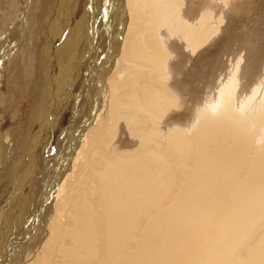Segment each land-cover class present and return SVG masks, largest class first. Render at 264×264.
<instances>
[{
  "label": "bare ground",
  "instance_id": "6f19581e",
  "mask_svg": "<svg viewBox=\"0 0 264 264\" xmlns=\"http://www.w3.org/2000/svg\"><path fill=\"white\" fill-rule=\"evenodd\" d=\"M87 1L100 28L71 46L86 66L64 91L71 125L43 149L39 197L0 264H264V0ZM41 2L7 0L0 47L33 41Z\"/></svg>",
  "mask_w": 264,
  "mask_h": 264
},
{
  "label": "rangeland",
  "instance_id": "374dc122",
  "mask_svg": "<svg viewBox=\"0 0 264 264\" xmlns=\"http://www.w3.org/2000/svg\"><path fill=\"white\" fill-rule=\"evenodd\" d=\"M27 1H30V0H27ZM6 5H7V0H2L0 2V20H1L0 21V27L3 26V23H4L5 16L3 15V13H4V10L6 9ZM87 8H89L87 0H76L73 2H72V0H71V2H70V0H68V1L67 0H42L41 6H39V11H38L36 17L33 18L34 21L31 18L32 19V21H31L32 25L30 24L28 27V29L30 28L31 30H34L33 41H31V40L29 41L26 39L24 40L23 38H21V35H20V37L17 40H15V42H14V43H17L16 41H18V46L21 45L20 50L16 49L15 47H17V46H13L11 44L12 42L8 43L9 39L7 42L4 41V44H7V45L4 46L2 44V47L3 46L4 47L3 48L0 47V52H1L0 53V62H1L0 63V88H1L0 89V134H2V140H1V145H0V152H1L0 154L2 156V161H3V164H2L3 166L0 168V216H1L0 217V227L2 228V229L0 228V247L1 246L5 247V245H7L8 238L13 239V238H11V233H12L11 224L19 223L18 227L20 230V227L24 224V222L22 220L27 215L26 212H28L30 210L33 203L36 202L35 200L39 197L37 191L40 188V186H39L40 185L39 183H41L40 176L45 174V171L48 169V165L51 161L50 160L49 162H47V165L45 163L46 167L44 168V171H41V172L38 171L39 173L36 176L35 173H37V170L39 168L37 167L36 170H34V169L36 168L37 165L42 164L41 163V162H43L42 156L47 153V151L43 150V149L47 148V150H48V148L50 149V147L53 148L55 141H57V139H59L58 137H59V135H61L62 131L65 128H67L69 125H71V121H72V117H73V113H74V109H75V105H74L75 104V101H74L75 96L73 95L74 98H71L70 100L68 99L69 101L67 99H66L67 101H65V98H63V96H64V91H65L66 86H69L70 82H71V79L69 81V78L72 74H70V76H69V73L76 72V69L79 68L78 66H81V68H80L81 72H82L81 78L83 79L85 77L84 71L86 70V66H82L80 64V63L83 64L82 60L84 58L79 57V56H78V58H75V56L72 57L71 55H74V54H71V53H73L72 49L74 48V45H76L75 43L80 42L82 37H84V36H82L83 34H81V31H83L87 27V26L85 28L82 27L84 24H86L85 22H87V21H88V23L90 22L89 24H86L89 26V27H87L88 30L93 28L92 27L93 21L91 22L92 16H90V14H87V12H86ZM2 11H3V13H2ZM85 18L86 19L88 18V19L86 20ZM84 19H85V21H84ZM248 19H250V18H248ZM41 21H42V23H41ZM65 23H66V25H65ZM96 27H97V24H96ZM96 27H94L96 31L89 30V32H90V33L88 32L89 35L87 34V38L86 39L83 38L82 39L83 41H81V42L85 43V42H87V40L89 38V41L91 43V45H89V47L92 46L94 40L96 42V36L94 37V35L96 34L95 32H97L99 30L100 24L98 25L97 28ZM81 28H83V30H81ZM78 31H80V33ZM92 32L95 34L93 35ZM91 33H92V35H91ZM18 34H19V32H17L16 37L18 36ZM75 34L77 37L75 36ZM79 35L81 37L80 40H78ZM62 37H63V39H62ZM20 39H23L24 41L21 42ZM75 39H77V40H75ZM62 40H63V42H62ZM91 40L93 42H91ZM0 42H1V39H0ZM23 45L29 46L34 50L36 49L35 53H33L32 56L28 55V52L23 50L24 49V48H22ZM72 45H73V48L71 49ZM76 46H78V45H76ZM90 50L91 49H89V52H90ZM2 51H4V52H2ZM77 52H78V50H77ZM3 53H4V56H3ZM43 53H44V55L42 56ZM1 56H2V58L3 57L4 58L2 59ZM8 56L10 57L9 58L10 61L8 60ZM15 56H17L19 58H21L20 56H22V58L19 61L18 60L19 58L15 57ZM54 56H55V58H54ZM224 57L222 59H224V61H226V58H224ZM25 58L29 59L30 65H31V63L34 64L33 65L34 71H31L33 74L32 78L30 79L31 83L28 82L30 85L28 90H30V91H28L29 94H27V97L25 98L26 100L22 98L21 94L23 92L20 93L19 91H20V88L23 87L24 85H25L24 86L25 88H23V90H26L27 80L31 76L30 77L28 76L29 78L25 77L26 79L23 78V75H25V73H26L25 69H24L25 73L24 72L21 74L15 73V72L21 71L22 67L27 64V61H26L27 59H25ZM70 58H72L73 60ZM70 60H71V62H70ZM17 61L20 62L21 64L17 63ZM67 61H69L68 64H67ZM58 63H60V64H58ZM9 64H10V66H9ZM12 64H13V66H12ZM60 66H67L71 70H66L65 67L63 68ZM59 67L62 68V70ZM11 69H13L12 73H11V71H12ZM59 69H60V71H59ZM68 71H70V72H68ZM71 71H74V72H71ZM9 73L13 74V75H10ZM64 74L66 76L63 77ZM49 75H50V77H49ZM9 76L10 77L12 76V78L16 77L17 80L15 79L16 81L13 82L14 84L8 83V82H10V79H12ZM61 76H62V79H61ZM56 77H58L59 79ZM20 80H21L20 83L24 84L23 86H20V84H17V83H19ZM61 80L62 81L64 80V81L62 82ZM82 82L83 81H81V83ZM38 83L39 84L41 83V85L39 86ZM44 85H46V86H44ZM60 85H61V88H59ZM36 86L40 87V90H42V91L46 90L48 92V97L43 102L41 100H38V103H36V101L34 102V100H35V98H34L35 97V95H34L35 89L37 88ZM33 87H35V88H33ZM41 87H44V88H41ZM80 89H81V85H78V83H77V86H75L73 89L74 90L73 94H78L80 92ZM11 90H12V92H11ZM36 91L38 93V89ZM8 93H9V95L14 94V96H15L14 100L15 99L16 100H15V102H12V103H10L11 102L10 100H5L6 103L4 105L1 102V100H2L1 96H4L3 94H6L5 97L7 96L6 98L8 99ZM41 94H43V93L41 92L40 95ZM68 98H70V97H68ZM61 101H63V102H61ZM66 103H67V105H66ZM12 105H15L14 107L16 108L15 109L16 111L14 109L13 110L11 109L13 107ZM18 105L20 106V108ZM5 106H7V108ZM8 106H10L9 108L11 110L8 108ZM51 106L53 108H51ZM30 107H31V109H30ZM30 110L31 111L34 110V111L30 112ZM17 111H19L18 114H17ZM77 112H78V114L82 113L83 112L82 107H79L77 109ZM14 115L15 116L17 115V118H15ZM36 116H38V117H36ZM31 117L34 119H30ZM58 117H59V120H58ZM54 118H56V120ZM29 120H30V122H29ZM31 121H33V122L31 123ZM55 121L57 122V125H58L56 127V129H54V127L56 125ZM19 122H21V123H19ZM25 124H27L28 126ZM48 124H51V125L48 126ZM31 125H33V126H31ZM18 126H20L21 128H19ZM51 126H53V127L50 128ZM14 127L17 129H15ZM48 128H50V129L48 130ZM18 130H19V132H18ZM39 131H40V134H39ZM51 132H53V136L52 137L49 136L50 138H48V135ZM38 134L40 135L39 137L37 136ZM74 135H75V131L72 127V129L70 130V136L72 137ZM3 136H5L4 139H3ZM18 136H19V138H18ZM7 139H9V142ZM3 141L5 143H3ZM21 141H22V143H21ZM30 148H33L34 150L30 149ZM31 157H32V159H31ZM23 162H24V165H23ZM25 162H26V164H25ZM25 166H27V167L25 168ZM32 166H33V168H31ZM29 167H30V169H29ZM28 171H30V172L27 174ZM4 172L5 173L8 172V173L5 174ZM3 173H4V175H3ZM31 174L33 176H31ZM35 179H37V180H35ZM31 181H33L34 183ZM35 181H36V183H35ZM30 183L32 185H30ZM12 195H13V198H11ZM33 195H34V197H33ZM30 198L32 200L34 199V201H31ZM9 200L10 201L13 200V202H11V204H10V202H8ZM28 200H29V202H28V204H26ZM14 201H15L16 205H14ZM7 202H8V204H7ZM31 202H32V204H31ZM10 206H11V208H10ZM18 206L22 209H20ZM25 208H26V211L24 210ZM28 208H29V210H28ZM1 211H4V213H5V211H7V212L4 214ZM20 211L26 213V214L23 213L25 216ZM11 213L12 214L14 213V215L11 216L12 215ZM22 215H23V218L21 217ZM15 218L17 220L19 218H22V219H19L20 221L19 220L17 221ZM11 220H12V223H11ZM4 221H5V223H4ZM16 224H13V226ZM4 234H5V237H3ZM0 262H1V260H0Z\"/></svg>",
  "mask_w": 264,
  "mask_h": 264
}]
</instances>
